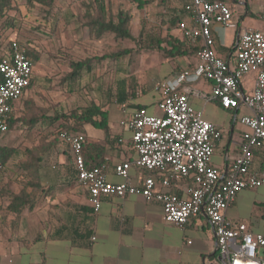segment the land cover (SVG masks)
I'll return each instance as SVG.
<instances>
[{
    "label": "crops",
    "instance_id": "1",
    "mask_svg": "<svg viewBox=\"0 0 264 264\" xmlns=\"http://www.w3.org/2000/svg\"><path fill=\"white\" fill-rule=\"evenodd\" d=\"M231 5L236 26L222 28L214 24L212 34L217 54L233 65L237 32L242 29L263 28L264 20L260 10L264 7V0H235ZM59 7H53L48 16L43 17L44 19L39 17L37 22L30 19L29 22L37 25L36 35L26 31V34L23 33V42L20 41L30 51L32 61L36 59L39 64L41 77L57 73L63 66L67 73L71 71L70 65H65L59 58L48 56V52L53 54L61 45L60 30L65 22H71L67 27V35L73 49L78 47L82 36L91 42L102 40V36L93 37L87 27L77 30L75 23H72L76 19V15L72 14L77 11L82 14L85 7L75 3ZM178 14L174 25L163 23L162 36L168 34L179 40L184 39L177 27V21L190 23V18L182 9ZM79 59L73 56L72 61ZM132 61L131 68L125 75L122 65H118L119 61L116 60L115 76L106 86L88 85L92 93H100L93 102L106 112L107 128L91 124L83 126V156L87 165L104 164L107 180L114 183L122 181V178L114 173V165L122 160H134L136 156L131 145L130 132L120 127L119 121L129 117L139 107L146 108L149 113L159 114L156 83L173 78L185 69H193L197 56L196 52H193L177 57H165L156 48H152L133 55ZM94 67L88 72L77 73L74 79L66 83V87L72 91L80 89L83 86L80 84L82 77L85 74L93 76ZM254 78L255 74L249 73L240 81L245 92L253 88ZM187 85L196 92H210V81L204 78L183 81L178 87ZM30 86L23 95L26 98L31 96ZM124 92L128 93L125 98ZM16 102L11 114L13 118L16 117ZM189 103L193 108L200 110L206 120L221 129L222 136L215 144L212 164L224 168L238 151L241 133L246 129L239 122L238 116L247 110L242 106L224 108L216 98L205 99L198 93H190ZM52 115L53 112L47 113V116ZM7 134L8 131L0 139V145L12 141L11 135ZM51 152L55 156L56 165H26L20 168L24 175L23 183L18 189L30 198L34 196L35 203L26 204L18 214L0 212V264L218 262L214 232L203 212L192 216L189 222L179 226L163 220L162 207L157 201H148L137 195L120 197L114 194L102 196L99 209L94 211L87 190L76 179L69 145L62 141L57 142ZM253 169L264 173V144L254 151ZM3 170L4 166L0 170V179ZM148 173H152L156 180L159 179L158 171L150 172L134 163L129 168L134 183ZM187 183L188 180L184 179L172 181L168 188L171 192L183 196ZM3 186L4 184L0 185L6 189ZM160 187L157 182L156 188ZM8 189L17 191L13 186ZM2 199L6 206L9 199L6 196H2ZM226 216L242 220L250 230L264 234V185L240 190L227 208Z\"/></svg>",
    "mask_w": 264,
    "mask_h": 264
},
{
    "label": "built area",
    "instance_id": "2",
    "mask_svg": "<svg viewBox=\"0 0 264 264\" xmlns=\"http://www.w3.org/2000/svg\"><path fill=\"white\" fill-rule=\"evenodd\" d=\"M182 10L189 15L190 23L180 20L177 27L184 39L197 45V62L193 69L156 83L159 114L140 107L119 121L120 127L129 130L136 153L134 160L114 165V173L122 181L107 180L102 163L87 165L82 132L62 129L58 137L71 149L76 179L87 190L94 211L99 209L102 196L114 194L157 201L163 220L179 226L203 212L214 232L216 264H264V234L250 230L242 220L226 216L240 190L264 185V173L253 169L254 151L264 144V25L261 29L237 32L234 64L230 65L215 50L212 26H236L231 5L218 0H184ZM260 15L264 20V7ZM249 73L255 74L254 85L245 92L240 81ZM32 76L33 61L27 55V47L9 39L0 55V139L8 131L14 103L24 95ZM199 78L210 81L209 93L196 92L188 85L178 87L183 81ZM190 93H198L205 99L216 98L224 108L242 106L247 110L238 116L246 127L238 151L224 168L212 164L214 147L222 131L192 107ZM132 163L150 172L158 171L159 179L148 173L134 183L129 174ZM3 166L0 151V170ZM183 179L188 180L183 196L169 190L172 181Z\"/></svg>",
    "mask_w": 264,
    "mask_h": 264
},
{
    "label": "rangeland",
    "instance_id": "3",
    "mask_svg": "<svg viewBox=\"0 0 264 264\" xmlns=\"http://www.w3.org/2000/svg\"><path fill=\"white\" fill-rule=\"evenodd\" d=\"M183 2L184 0H168L165 4H160L157 0H151L139 6L132 3L130 0H110L108 5L112 13L116 14L119 10H123L132 15L130 29L134 35L141 33L139 39L137 37L136 41L123 42L115 40L112 33H105L100 42H91L84 39L82 36L78 47L73 49L68 42L67 35V27L71 22H65L60 30V34H62L60 36L61 45L53 54L48 52V56L49 58L51 56H53V58H59L68 66L73 56L77 58H84L85 56H102L115 49H121L123 45L132 47L136 43L140 45V49L145 48L149 40H152L154 43V39L164 33V29L162 28L163 23L167 22L170 16L178 14V11L182 9ZM12 3L15 8L11 13L14 14L17 24L12 29L2 30L0 28L2 31L0 54L10 38H15L23 42L26 31L36 35L35 26L37 25L29 22V20L31 19L33 22H37L39 17L41 19L48 16L50 14L49 12L53 9V7L49 8L38 4L27 7L24 5V0H12ZM74 3L84 7V5L88 4V0H58L55 6H70ZM72 15H76V19H74L72 23H75L77 30L82 29V14L77 11ZM38 26H40V24ZM130 56H122L119 59L105 58L96 62L93 76H91V74H85L80 81V84L83 86L77 91H72L69 87H66V83H68L69 80L65 79L67 74V71L64 70L66 69L65 66H63L64 68L61 67V71L57 73H53L48 77H41L39 73L40 66L36 59L35 61L33 59L34 71L30 86L31 96H28V99L23 96L16 102L14 111L16 118L27 116L28 111L26 110L27 107L25 102L29 100H33L34 104L43 108L46 116L48 112H53V115L48 117H53L56 113L67 112L73 107L84 106L95 101L94 99H97L100 93H98V91L92 93L88 85L97 84L106 86L109 84L115 76L114 66L116 65V60L119 61L117 63L118 65H122L126 75V71L131 68V63L133 62L131 59L133 56ZM58 123L59 122H55L52 125H47L44 121L43 123H36L35 126L30 128L27 126L28 124L17 122L8 130V134L11 135L12 141H9V143L7 141L6 144L4 143V146L16 149V152L4 163L0 185L4 184L3 187L5 188L13 186V188L18 191L19 186L23 183L24 174L20 171L23 163L30 162L32 166L57 164L55 156H53L51 151L57 142H60L58 134L61 128L57 126ZM35 157H37L36 160H34ZM3 189L4 188L0 187V210H2V212L5 210L3 204L4 199H2L1 196Z\"/></svg>",
    "mask_w": 264,
    "mask_h": 264
},
{
    "label": "trees",
    "instance_id": "4",
    "mask_svg": "<svg viewBox=\"0 0 264 264\" xmlns=\"http://www.w3.org/2000/svg\"><path fill=\"white\" fill-rule=\"evenodd\" d=\"M58 0H24V5L27 7L33 5H40L45 7H54ZM110 0H88V4L84 5L85 11L82 13L81 25L87 27L89 32L93 37L100 38L105 33H112L113 38L119 41H136L141 36V33L134 35L130 29V22L132 15L126 11L119 10L116 14L112 13L108 2ZM139 6L151 0H130ZM160 4H165L168 0H157ZM221 2L228 3L231 5L235 0H218ZM232 7V5H231ZM15 6L12 0H0V28L12 29L16 26L17 21L14 14L11 13ZM183 11V10H182ZM184 12V11H183ZM179 14L170 16L167 20L169 25H174L176 23V18ZM178 22V21H177ZM0 29V39L2 38V31ZM140 45L137 43L134 46L123 45L119 50L115 49L112 52H107L102 56L84 57L77 61H70L69 65L71 71L66 74L65 79H74L77 73L80 71H90L96 62L103 60L105 58L119 59L122 56H133L140 51L156 48L165 57H177L181 55H187L193 52H197V45H193L186 39L179 40L176 37L167 35H159L152 40H149L145 48L140 49ZM27 55L32 59L30 51L27 49ZM130 56V57H131ZM132 59V57H131ZM128 93L124 92V98ZM28 114L26 117H12L8 119V128L10 129L15 123L20 122L21 124H28L30 128L35 126L36 123H43L44 121L47 125H52L55 122L58 123V127L68 131L82 132L83 126L85 124H91L99 128H107V114L104 110L100 108L99 105L94 102H90L84 106H76L68 110L67 112L56 113L53 117L46 116L43 108L34 104L33 100L25 102ZM140 108V107H139ZM99 119V120H98ZM60 129V130H61ZM59 130V131H60ZM85 141L83 142L84 149ZM1 160L3 164L5 161L14 153L16 149L0 145ZM35 157L34 160H36ZM86 161V160H85ZM87 162V161H86ZM32 165L30 162L23 163L22 166ZM89 166L94 164H89ZM1 196H6L9 199L8 204L5 206V213L14 212L16 214L23 210V207L28 203H35V199L28 194L24 193L22 190L12 191L8 188L1 192ZM2 212V210H0ZM264 254V249H263Z\"/></svg>",
    "mask_w": 264,
    "mask_h": 264
}]
</instances>
